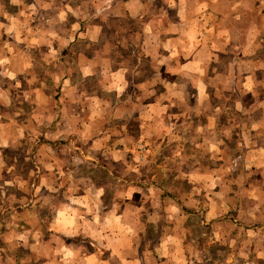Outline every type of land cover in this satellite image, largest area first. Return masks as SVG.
<instances>
[{"label":"crops","instance_id":"crops-1","mask_svg":"<svg viewBox=\"0 0 264 264\" xmlns=\"http://www.w3.org/2000/svg\"><path fill=\"white\" fill-rule=\"evenodd\" d=\"M10 1L0 0V41L3 43L0 46L3 75L0 105L7 106L12 104V81L4 77L11 79L27 72L32 59L30 52L12 49L6 44L11 38L2 36L10 34L15 27L13 13L8 11L12 9ZM21 1L16 7L18 13H14L18 16V27L28 25L30 15L25 12L29 9L28 3L36 11V24H42L43 9H51L50 13L56 15L51 16L52 21L59 22L57 0ZM95 5L102 15L109 9L119 11L115 14L122 30L116 36V66L110 67L108 59L97 70L92 62L87 63L88 67L79 65L76 70L72 67V73L81 75L78 83L56 93L60 102L62 97L73 98L80 93L86 100L83 107L90 104L103 110L99 125L85 120L90 129H99L97 136L91 133L90 137L98 139L92 141L89 149L105 156L132 153L139 145L148 148L147 152H157L156 148L161 146L168 149V154L193 152L194 158L189 160L181 157L176 161L167 156L163 175L171 174V166L184 170L174 179L185 189L180 188L178 198H174L185 207L191 205L194 213L202 214L207 221L221 218V222H226L237 218L232 220L233 232L224 230L218 222L211 229L216 248L212 249L210 258L213 262L234 263L237 254L243 264H264L263 242L245 245L236 238L240 231L264 234V223L261 224L264 222V0H104ZM121 17L136 23L137 31L131 32ZM241 27L245 33L241 34ZM35 29L32 38L24 34L20 40L23 38L26 43L28 38L36 51L53 37L50 35L45 40L42 30L37 26ZM74 37L67 39L74 41ZM69 51L73 53L72 49ZM103 53L89 48L85 55L102 57ZM34 94V101L39 102L45 96L49 104V97L54 93L40 87ZM131 121H134L131 124L134 132L129 126ZM4 135L5 130L0 126V145ZM226 147L235 156L221 161H232L235 170L241 168L242 175L237 180L229 179L228 185L220 190L219 178L212 171L219 167L213 162V154ZM99 163L110 169L127 165L119 160L111 166L102 156ZM206 169L212 172L207 173ZM253 174L256 176L252 177ZM152 186L154 201H159L156 197L167 186L163 183ZM205 199L209 202L204 204ZM116 207L115 202L110 203L103 218L93 219L89 224H78L76 217L57 211L48 231L89 239L88 244L95 251L79 250V264H187L190 252H196L195 246L190 252L186 248L191 230L183 225L176 232H164L153 246L145 245L139 251L136 241L142 237V230L127 223L126 218L131 216L127 208ZM140 208L136 206L134 213ZM152 215L158 216V211ZM242 221L258 225L246 226ZM225 235L230 239L222 246L219 240Z\"/></svg>","mask_w":264,"mask_h":264},{"label":"rangeland","instance_id":"rangeland-1","mask_svg":"<svg viewBox=\"0 0 264 264\" xmlns=\"http://www.w3.org/2000/svg\"><path fill=\"white\" fill-rule=\"evenodd\" d=\"M57 1L58 23L52 21L51 9H43L42 24H36V11L28 3L26 7L29 9L25 12L30 17L26 28L18 27V16L14 15L18 13L17 4L22 1L11 0L12 9L8 11L13 13L14 31L2 35L8 40L11 38L6 44L9 43L12 49L30 52L32 59L27 72L11 79L4 77L12 81V104L0 105V126L5 130V140L0 145V264H79V250L94 252L95 249L88 244L89 239L82 235L65 236L48 231L54 221V214L62 211L65 215L68 213L76 217L78 224H89L93 219H102L110 203L112 205L114 202L117 209L122 205L124 209L127 208V214L131 215L126 218L127 223L137 228L139 226L142 230V237L136 241V249L139 251L145 245L153 246L163 237L164 232H176L183 225L191 230L187 236V250L190 252L192 246L196 247V252H190V256L188 253L187 264H243V259L237 257V254L234 263H226L225 260L213 262L210 258L214 251L212 249L216 248L211 229L218 222L219 226H224V230L233 232L232 220L237 218L227 219L226 222H221V218L207 221L202 214H195L191 205L185 207L174 198L180 188L185 189L174 179L178 177L179 171L184 170L171 166V174L163 175V163L167 156L176 161L181 160V157L189 160L194 158L193 152L184 155L168 154V149L162 146L156 148L157 152H147L148 148L139 145L138 150L132 153L105 156L95 149H89L93 145L92 141L98 139L95 136L99 129H90L85 120L89 119L95 126L99 125V116H102L103 110L100 106L90 104L83 107L86 100L80 93L73 98L62 97L61 102L56 93L78 83V76L81 75L72 73V67L76 70L77 66L88 67L87 63L92 62L97 70L106 65L108 59L110 67L116 66V36L122 30L117 17L119 11L109 9L103 15L100 14L95 4L104 0ZM104 14L107 16L104 17ZM53 16L56 17L55 14ZM121 20L131 32L138 27L128 17H121ZM36 26L42 30L45 40L50 35L53 38L43 42L35 51L28 38L34 36ZM239 29L241 34L246 32L242 27ZM24 34L28 36L26 43L25 39L20 40ZM68 36H75L74 41H69ZM0 46H3L1 41ZM89 48L100 49L104 53L102 57L86 56ZM71 49L73 53L69 51ZM93 76L97 77V74ZM0 79H3L2 73ZM40 87L54 93L49 97V104L45 96L39 102L34 101V90ZM41 101L44 103L40 104ZM132 122L129 126L134 132ZM92 132L94 137H90ZM101 156L111 166L119 160L125 161L127 165L123 168H105V165L99 163ZM213 156V162L219 164V167L212 171H216L219 178L221 188L217 187L223 190L229 179L237 180L236 177L242 175V170H235L236 165L232 161H221L234 158L235 154L228 147ZM205 171L212 172L209 169ZM155 183L167 186L161 190L163 194L161 192L162 195L156 197L159 201H154L151 192L155 189L152 186ZM205 201L204 204L209 202ZM204 204L201 206L204 207ZM136 206L141 208L134 213ZM155 211H158L156 217L152 215ZM195 230L197 233L193 232ZM236 238L245 245L256 241L264 243V234L255 232L253 235L251 230L240 231ZM229 239L225 235L219 241L225 246Z\"/></svg>","mask_w":264,"mask_h":264}]
</instances>
